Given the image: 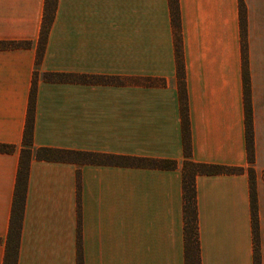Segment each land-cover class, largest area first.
<instances>
[{"label": "crops", "instance_id": "0c3cea01", "mask_svg": "<svg viewBox=\"0 0 264 264\" xmlns=\"http://www.w3.org/2000/svg\"><path fill=\"white\" fill-rule=\"evenodd\" d=\"M239 1L178 0V56L169 0H56L35 84L32 147L173 160L176 168L32 155L17 264H184L178 64L188 159L243 169L194 178L200 264H255V252L264 264V0H241L243 25ZM44 4L0 0V42L27 44L0 47V147H9L0 149V264L12 230ZM50 74L115 82L43 77Z\"/></svg>", "mask_w": 264, "mask_h": 264}, {"label": "trees", "instance_id": "16d2710c", "mask_svg": "<svg viewBox=\"0 0 264 264\" xmlns=\"http://www.w3.org/2000/svg\"><path fill=\"white\" fill-rule=\"evenodd\" d=\"M171 21L176 29V54H180V17L178 9V0H169ZM56 7V0H45L44 15L41 24L40 36L38 41V48L36 54V65L32 80L30 102L28 106V115L24 130V147L21 150L20 165L17 173L16 192L12 207V230L10 229L8 249L4 257L3 264H17V249L20 236V221L22 207L25 199L26 181L28 176L29 162L31 156H35L37 159L43 160H62L67 155H74L82 158L86 163H102L109 159H122L127 162H131L138 166H144L154 169H166L172 170L176 168V162L173 160L165 159H148V158H122L119 156L105 155L101 153H89V152H67L52 148H34L32 147V129H33V112H34V93L35 84L38 74V66L41 60L46 37L53 21L54 11ZM239 10L241 23L243 25L244 8L241 0L239 1ZM26 43L16 42H0L2 48H15L19 46H25ZM178 76V89L180 94L181 113H182V125H183V139H184V155L185 162L182 169V191H183V236H184V264H200L199 248H198V226H197V213H196V193L194 186V178L198 174H233L242 172V168L227 167L214 164H202L195 163L189 160L190 146H189V124L187 117V103H186V90L183 66L178 64L177 66ZM47 80L52 81H70V82H86V83H113L115 82L109 77H94V76H75L71 74H50L43 76ZM246 146H247V159L248 163L253 162V138H252V126H251V111L248 100L246 98ZM2 150H9L8 146H1ZM248 174L250 178V197H251V209H252V224L254 233V242L256 245L257 237V218H256V197L254 189L253 170L248 168ZM79 187V183H78ZM21 193L19 194V192ZM79 254V252H78ZM255 264H258L257 253L254 257Z\"/></svg>", "mask_w": 264, "mask_h": 264}]
</instances>
